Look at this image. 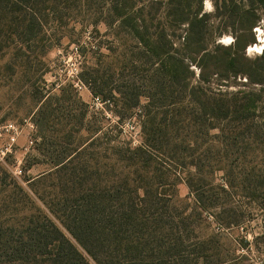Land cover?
Wrapping results in <instances>:
<instances>
[{"label": "rangeland", "instance_id": "374dc122", "mask_svg": "<svg viewBox=\"0 0 264 264\" xmlns=\"http://www.w3.org/2000/svg\"><path fill=\"white\" fill-rule=\"evenodd\" d=\"M131 1L137 8L142 1L165 0ZM220 1L211 0L213 11L205 10L204 0L202 7L212 16L208 28L212 40L229 46L234 43L229 32L240 25L230 24L229 9L217 16L215 4L220 7ZM106 2L109 1L66 0L64 5H54L48 15L33 12L29 8L37 7L33 0L28 1V8L14 0H0V124H18L27 119L34 127L29 137L23 133L14 154L0 166V220L12 219L9 213L13 211V193L54 219L43 204L55 201L63 184L73 190L92 185V180L81 175L85 164L96 174L105 172L106 166L123 178L127 169L119 161V150L144 149L145 154L139 152L136 156L145 158L146 169L139 172L149 180L147 185L177 195L174 201L160 204L179 212V243L185 251L191 250V241L198 240L208 244L213 263L264 264V85H249L242 77L213 79L209 83L213 91L220 90L229 97L238 91L262 90L254 112L260 139L252 138V130L248 132L245 126L238 130L231 122L225 143L217 139V129L207 130L195 140L194 129L189 126L185 129L189 137L179 142V123H175L165 136L164 154L150 150L146 147V129L150 123L160 122V112L175 107L149 105L144 92L150 62L141 57L140 64L133 63L136 46L125 33L127 29L119 32ZM256 13L253 42L245 49L249 59L260 55L262 50L258 49H264V14L259 10ZM34 15L35 23L44 22L40 28L32 23L28 33V23ZM87 32L89 40L85 39ZM168 33L178 45L179 25L169 27ZM28 35L32 38L26 39ZM229 38L231 43H224ZM73 46H78L80 52L79 79L85 87L78 92L66 81L61 62V56H66ZM90 94L104 102L102 109L89 108ZM178 94L175 91L174 96ZM177 120L179 116L172 118L173 122ZM241 129L244 132L240 134ZM77 146L68 171L53 167L55 158L64 157ZM179 146L186 149L182 157ZM83 147L86 150L81 153ZM17 165L21 174L15 177L12 170ZM112 182L114 179L107 185ZM195 193H202L203 204L211 205L198 208L195 199L199 196ZM21 204L24 212L12 221L28 214L27 206ZM54 222L73 242L55 219ZM184 224L189 229L187 234L182 230ZM196 264L203 263L198 259Z\"/></svg>", "mask_w": 264, "mask_h": 264}, {"label": "trees", "instance_id": "16d2710c", "mask_svg": "<svg viewBox=\"0 0 264 264\" xmlns=\"http://www.w3.org/2000/svg\"><path fill=\"white\" fill-rule=\"evenodd\" d=\"M14 1L27 7L29 0ZM65 1L33 0L37 7L31 5L29 8L49 15L54 5H64ZM106 1H109L106 4L119 32L121 28L127 29L124 32L136 46L133 63L140 64L141 57L150 62L144 92L149 105L175 107L160 112L163 113L160 122L150 123L145 131L147 148L164 154L165 136L175 123H179V142L189 137L185 132L189 126L194 129L192 137L195 140L197 135L217 129V139L225 143L227 126L231 122L238 130L243 126L248 132L252 130L253 139L261 138L254 112L262 90L238 91L229 97L228 93L213 91L209 83L213 79L226 81L242 77L249 85L263 87L264 50L249 59L245 49L253 42V28L258 22L256 11L264 14V0H221L220 7L215 4L217 16L229 9L230 24L240 25L229 32L234 38V43L229 46L215 43L210 37L208 28L212 16L203 12V0L142 1L137 8L136 2L131 0ZM35 16L29 20L28 33L32 23L39 28L43 25L44 20L35 23ZM176 25H179V43L175 46L168 28ZM29 38L32 36L26 37ZM175 91H178V97L174 96ZM168 115H171L169 119ZM178 116L179 121L173 122L172 118ZM185 122L188 124L184 125ZM243 132L241 129L240 134ZM77 150L78 146L71 148L64 157L55 158L53 167L68 171ZM85 150L83 147L79 151L84 153ZM143 150L131 151L126 147L119 150V161L125 163L127 169L123 178H118L106 166L105 172L96 174L85 164L80 174L92 180V185L73 190L63 184L55 201L43 204L73 242L58 228L54 219L33 202L13 193L10 202L13 211L9 216L13 219L24 212L21 202L27 206L28 214L17 221L0 220V264H196L198 259L203 264L220 263L211 261L206 243L194 240L190 243L191 250L182 248L179 212L160 204L161 201H174L177 195L147 185L149 180L143 179L139 172L146 169L145 158L136 156L139 152L145 154ZM185 150L179 146L180 157ZM93 176L96 179H92ZM113 179L108 186L109 180ZM18 193H21L19 188ZM195 194L199 196L195 199L198 208L211 205L203 204L202 193ZM6 212L7 209L3 210ZM182 230L189 233L186 224Z\"/></svg>", "mask_w": 264, "mask_h": 264}, {"label": "built area", "instance_id": "2783aa9c", "mask_svg": "<svg viewBox=\"0 0 264 264\" xmlns=\"http://www.w3.org/2000/svg\"><path fill=\"white\" fill-rule=\"evenodd\" d=\"M89 32L86 33L85 39L89 40ZM89 44H91L89 42ZM93 46L91 45V48ZM94 48V47H93ZM61 62L63 66L64 76L68 84L75 90L80 91L84 87L79 79L80 73V52L78 46L70 48V52L66 56H61ZM104 102L97 96H91L89 108L97 111L102 109ZM34 131L32 123L24 119L22 123L5 122L0 124V166L4 165L7 158L14 154L17 145V140L26 133L29 137L30 133ZM30 143V140H29ZM12 174L18 177L21 174V170L18 165L12 170Z\"/></svg>", "mask_w": 264, "mask_h": 264}, {"label": "clouds", "instance_id": "9594fccd", "mask_svg": "<svg viewBox=\"0 0 264 264\" xmlns=\"http://www.w3.org/2000/svg\"><path fill=\"white\" fill-rule=\"evenodd\" d=\"M204 3H205V10L206 11H213V7H212V3H211V0H204ZM224 43H231V39H226L224 40ZM258 50H264V49H258Z\"/></svg>", "mask_w": 264, "mask_h": 264}]
</instances>
